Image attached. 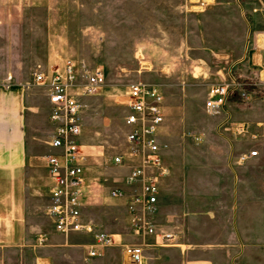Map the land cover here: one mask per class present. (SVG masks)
I'll list each match as a JSON object with an SVG mask.
<instances>
[{
    "label": "rangeland",
    "instance_id": "374dc122",
    "mask_svg": "<svg viewBox=\"0 0 264 264\" xmlns=\"http://www.w3.org/2000/svg\"><path fill=\"white\" fill-rule=\"evenodd\" d=\"M16 1H23V5ZM197 2L14 0L13 13L19 14V19L0 21V72L28 80L32 88L34 152H52L46 89L36 85L34 72H47L70 60L80 68L104 73L106 85L82 99L81 144L96 197L92 200L87 196L84 215L100 217L107 232L131 231L124 199L114 197L112 190L122 187L129 173V168L115 164L114 157L126 150L128 87L136 82L154 86L165 97L161 143L171 165L170 179L176 186L156 212L157 219L160 217L157 225L164 224L171 208L181 214L209 207L217 211L215 223L219 228L225 227L227 216L230 226L236 225L234 216L227 212L233 208L229 205L233 198L222 193V186L229 185L223 162L233 152L239 156L261 143L264 130L257 122L261 120L262 103L257 94L249 100L233 96L216 114L206 109L210 85L230 82L236 74L243 77L241 65L229 53L217 50L246 41L235 14L231 21L222 23L221 17L230 12L214 13L210 6ZM250 75L249 79H257L255 73ZM241 124L247 128L246 134L237 131ZM250 163L257 216L261 212L264 170L259 160ZM49 202L48 195L31 199L32 217L42 226L50 225ZM68 252V258L64 254L57 257V264H104L83 257L78 250ZM34 260L32 252L0 248V264H35ZM107 264L118 262L111 259Z\"/></svg>",
    "mask_w": 264,
    "mask_h": 264
},
{
    "label": "crops",
    "instance_id": "0c3cea01",
    "mask_svg": "<svg viewBox=\"0 0 264 264\" xmlns=\"http://www.w3.org/2000/svg\"><path fill=\"white\" fill-rule=\"evenodd\" d=\"M15 3L23 5V1ZM15 3L14 0H0V21L19 19V14L14 16L13 13ZM207 6L214 13L230 12L229 16L221 17V22L231 21V15L235 14L242 23L246 42L217 51L229 53L241 65L239 69L243 77L250 78L248 75L252 73L258 76L260 71L264 75V0H212ZM31 95L32 88L28 80L17 79L12 73L0 72V248L32 252L35 264H57L59 255L64 254L68 258L71 255L68 251L73 249L88 258L87 250L93 242L92 236L78 233L64 236L55 230L51 222L49 226H42L32 217L31 199L39 195L50 196L51 180L46 157L56 153V150L51 146L52 152L49 154L46 149L41 153L33 150ZM260 102L261 120L257 124L264 121V102ZM260 137L264 149V134ZM79 143L82 152L81 137ZM234 149L233 146L230 152ZM247 152L239 156L233 152L223 162L229 185L222 186V193L233 198L229 205L234 209L227 212L234 216L236 225L231 227L227 216L225 227L219 228L215 223L219 217L212 207L197 211L189 209L181 214L173 208L171 211L167 208L169 212L166 220L164 224L159 222L157 228L174 233L176 243L166 245L157 236L132 231L107 232L100 217L84 215L85 220L97 225V230L114 235L116 240L115 245L91 259L104 264L111 259H116L118 264H264V191L261 195V212L255 216L252 159L241 160ZM163 154L165 157V146ZM84 159L83 204L87 196L92 200L96 198L92 182L94 178L89 177L87 158L84 156ZM259 161L264 170V158ZM170 178L171 175L163 182L158 208L174 192L175 181ZM262 181L264 185V178ZM40 239L45 240L43 244H39Z\"/></svg>",
    "mask_w": 264,
    "mask_h": 264
},
{
    "label": "built area",
    "instance_id": "2783aa9c",
    "mask_svg": "<svg viewBox=\"0 0 264 264\" xmlns=\"http://www.w3.org/2000/svg\"><path fill=\"white\" fill-rule=\"evenodd\" d=\"M203 6L206 1L198 0ZM257 79L239 81L231 76L230 82L212 84L208 90L206 109L218 113L232 96L249 100L253 94L264 102V75ZM34 81L46 89L49 103V123L52 135L49 145L56 153L46 157L50 175V202L47 216L55 230L64 236L85 234L92 236L88 246L89 259L100 256L116 244L114 235L97 230V225L84 219L85 163L79 139L83 131L82 99L90 97L106 85V77L100 69L77 66L68 60L61 67L45 72L36 70ZM127 113L124 118L126 150L114 157L119 167L129 168L122 187L112 190V195L126 200L130 216V229L136 234L157 236L163 244L174 245L176 235L159 231L156 212L163 182L171 175L161 143V130L165 124V97L154 86L143 82L128 87ZM264 130V121L258 124ZM246 134L247 128L237 130ZM257 136V135H256ZM255 136V137H256ZM264 158L261 144L241 157V160ZM45 240L40 239L39 244Z\"/></svg>",
    "mask_w": 264,
    "mask_h": 264
},
{
    "label": "trees",
    "instance_id": "16d2710c",
    "mask_svg": "<svg viewBox=\"0 0 264 264\" xmlns=\"http://www.w3.org/2000/svg\"><path fill=\"white\" fill-rule=\"evenodd\" d=\"M236 77L239 81H247L250 80L249 78L246 77H242L240 74H236ZM231 99H234V97L232 96Z\"/></svg>",
    "mask_w": 264,
    "mask_h": 264
},
{
    "label": "bare ground",
    "instance_id": "6f19581e",
    "mask_svg": "<svg viewBox=\"0 0 264 264\" xmlns=\"http://www.w3.org/2000/svg\"><path fill=\"white\" fill-rule=\"evenodd\" d=\"M198 1V0H197ZM206 1V0H205Z\"/></svg>",
    "mask_w": 264,
    "mask_h": 264
}]
</instances>
